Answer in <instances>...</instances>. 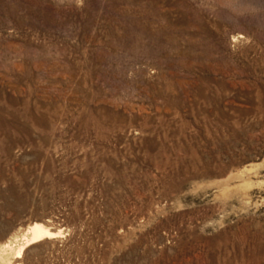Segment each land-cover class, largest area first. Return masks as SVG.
I'll return each instance as SVG.
<instances>
[{
    "label": "rangeland",
    "instance_id": "1",
    "mask_svg": "<svg viewBox=\"0 0 264 264\" xmlns=\"http://www.w3.org/2000/svg\"><path fill=\"white\" fill-rule=\"evenodd\" d=\"M0 264H264V0H0Z\"/></svg>",
    "mask_w": 264,
    "mask_h": 264
},
{
    "label": "bare ground",
    "instance_id": "2",
    "mask_svg": "<svg viewBox=\"0 0 264 264\" xmlns=\"http://www.w3.org/2000/svg\"><path fill=\"white\" fill-rule=\"evenodd\" d=\"M28 237V242L33 244L43 240L44 238H54L55 235L42 225H34L28 230ZM21 254L22 249L18 251V256L20 257Z\"/></svg>",
    "mask_w": 264,
    "mask_h": 264
}]
</instances>
